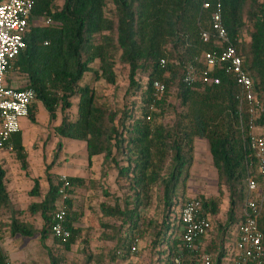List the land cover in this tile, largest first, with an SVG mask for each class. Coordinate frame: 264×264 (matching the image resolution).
<instances>
[{
  "label": "trees",
  "instance_id": "trees-1",
  "mask_svg": "<svg viewBox=\"0 0 264 264\" xmlns=\"http://www.w3.org/2000/svg\"><path fill=\"white\" fill-rule=\"evenodd\" d=\"M60 1L63 2L61 6ZM217 1L39 0L24 35L26 49L11 63L10 70L26 77L25 87L19 89H33L37 95V103L26 120L37 125L38 105L49 115L50 122L60 116L61 123L55 128V135L84 143L90 169L94 158H102V167L117 173L115 183L126 195L123 200L117 197L114 206H104L103 214L108 219H117L121 225L104 224L103 227L116 230L117 245H123L129 252L136 250L138 242L147 236L143 228L145 213L152 205L155 190L162 187L167 213L173 212L172 197L178 192L186 193L198 139L207 141L219 193L224 194L226 188L230 195L227 224L232 229L233 240L235 226L244 220L243 214L240 220L236 213L237 204L244 209L246 180L258 171V161L242 130L243 121L248 131L249 107L238 101L239 88L224 65L210 74L211 78L220 79L219 85L206 84L202 80L187 84L183 80L188 66L199 71L205 69L204 53L216 48L213 41L209 44L202 41L201 32L212 33L211 17ZM221 1L225 28L251 77L258 103L264 105V3L259 0ZM205 2L210 4L209 9L203 8ZM49 19L51 24L47 25ZM248 28L251 29L250 41L246 44L243 32ZM118 56L129 72L128 92L133 99L122 110H114L107 102H100L97 89L91 86L92 82L100 81L116 85ZM88 75L93 76L91 83L85 81ZM156 81L165 85L164 93L157 94L153 85ZM173 86L178 89L177 106L171 98ZM256 125H264V113H259ZM9 147L22 163V169L27 171L28 153L23 145L22 128L0 147V152ZM62 149L63 144L58 142L53 161L46 169L49 186L46 194H41L37 178L33 179L34 186L28 192L36 201L26 213L41 218L40 230L22 220L25 211L15 208L9 191L8 170L0 164L1 241L7 234L23 239L40 236L43 244L52 238L58 248L56 253H50L51 264H61L60 251H70L82 236L83 229L78 224L84 214L75 204L78 189L92 188L97 183L92 178L81 177H67L66 187L61 177L54 182L49 175ZM62 187L66 194L65 229L70 234L66 241L52 233ZM196 199L201 202L202 215L212 220L220 214L216 198L201 195ZM187 203L179 210L175 238L169 240L171 264H200V257L205 254L214 257L213 264H227L224 262L229 248L217 251L214 238L209 239L205 250L199 246L212 229L199 240L192 258L183 249L181 211ZM168 224L166 216L156 235L157 247L166 239L164 230ZM259 229L264 235V206ZM105 239L113 237L109 234ZM1 244L0 264H8ZM260 264H264V258Z\"/></svg>",
  "mask_w": 264,
  "mask_h": 264
},
{
  "label": "rangeland",
  "instance_id": "rangeland-1",
  "mask_svg": "<svg viewBox=\"0 0 264 264\" xmlns=\"http://www.w3.org/2000/svg\"><path fill=\"white\" fill-rule=\"evenodd\" d=\"M260 3H264V0H259ZM61 6L62 1L58 2ZM250 28L244 30V41L246 44L250 41ZM116 72L117 83L115 86H109L105 81L98 83L92 82L93 76L88 75L85 81L91 83V86L96 88L100 102H107L112 109H126L129 106L131 100L129 98V72L127 68L119 62V56L117 57ZM97 67V66H96ZM15 73L13 69L10 70L9 75ZM15 76L17 74L15 73ZM177 86L172 87L171 98L174 105H178L177 100ZM77 102L74 101V104ZM76 109V108H75ZM73 115L75 116V111ZM37 128L39 135L34 138L28 133L27 145L31 160L29 161V175H24L21 166V162L16 159L13 153H9L4 159H1L0 163L9 167L10 180H11V196L15 208L25 211V215L22 220L25 223L33 225L37 230H40L43 226V221L40 217H33L29 213H26L28 207L36 201L28 196V192L33 188V179L37 178L41 183V194L45 195L49 189L47 184L46 169L52 163L53 156L55 154L54 146L56 148L57 142L54 137V125L55 121L50 122V118L45 117L42 113L37 116ZM207 141L199 139L197 141V149L204 148V144ZM62 152L66 153L64 156L69 158L67 161L66 171L62 175H55L57 170H53L50 173L51 179L56 182L61 176H71L78 168H85L88 163L85 153L81 154V149L76 146L71 147L70 143L63 144ZM207 154L200 159L199 164L196 167L194 174L190 175V180L187 183V191L182 195V192H178L172 197L171 203L172 213H167L163 198L162 187L155 190L154 199L151 207L145 213V226L147 230V236L145 239L138 242L137 249L132 251L124 250V246L117 245L118 232L105 229L104 224H111L113 226H120L121 222L117 219H108L103 214L104 206H114L115 199L117 197L124 199L126 193L119 190L116 185L117 173L108 167H102V158L98 159V162L94 164V171L90 172V178L94 179L97 183L92 188L78 189L75 195V204L78 210L84 214L81 222L78 224L83 229L81 238L75 245L71 247L70 251L61 250L59 257L61 258V264H171V257L169 251V240L175 238L176 229L178 226V216L180 208L192 198H198L202 194L206 195V198H216L220 206V214L217 217H213V228L209 233V238H214L217 243V251H222L226 247H232L234 240L232 239L230 232L232 229L228 225V211H229V198L230 195L227 189L224 188V194L219 193L218 179L214 166L211 163V153L206 151ZM81 154V155H80ZM74 160H77L75 163ZM74 161V162H73ZM65 165V166H66ZM170 169L168 167L167 174ZM86 174V173H85ZM109 194V196L107 195ZM184 196V197H182ZM238 217L241 220L243 209L237 204ZM173 214V215H171ZM167 216L168 227L164 230L166 239L157 247L156 235L162 229L163 219ZM7 219V218H6ZM234 228V227H233ZM143 229V230H144ZM113 237L111 240L105 239L106 236ZM118 246V247H117ZM3 252L7 258L8 264H51L50 253H56L58 247L55 246L53 239L51 238L45 244L40 240V236L33 239H23L20 237H11L9 234L4 238L1 244ZM215 250V249H214ZM125 258V259H124Z\"/></svg>",
  "mask_w": 264,
  "mask_h": 264
},
{
  "label": "built area",
  "instance_id": "built-area-1",
  "mask_svg": "<svg viewBox=\"0 0 264 264\" xmlns=\"http://www.w3.org/2000/svg\"><path fill=\"white\" fill-rule=\"evenodd\" d=\"M39 0H3L0 3V147L8 143L21 131V122L29 117L31 108L37 103V95L33 89H14L6 84V77L11 68V63L26 49L24 35L29 26L34 6ZM210 4L205 2L204 9H209ZM47 25L51 24L49 19ZM212 33L201 32V39L205 44L212 41L215 50L204 53L206 68L199 71L188 66L184 75L187 84L198 80L203 83L219 85L220 79L211 78L210 74L216 67L226 66L233 76L241 105H247L251 118L248 131L242 121V130L248 146L252 149L258 161V171L249 175L246 180V200L244 203V220L239 222L232 232L234 244L229 248V256L225 258L227 264H260L264 258V235L259 229V218L264 206V125L257 126L256 120L259 113H264V105L258 103L253 89V82L248 72L244 69L242 57L232 43L223 22L222 1L218 0L216 10L211 17ZM165 64V61H162ZM157 94L165 91V85L159 81L154 82ZM9 147L8 150H11ZM260 179V182H259ZM61 182L67 186V177L62 176ZM60 189L62 199L54 214L52 233L66 241L69 232L65 229L67 209L64 205L66 199L65 188ZM201 202L193 198L188 201L181 211V222L184 228L183 249L190 254L198 250V242L212 229V220L200 213ZM0 238V244H1ZM200 264H213L214 257L205 254L200 257Z\"/></svg>",
  "mask_w": 264,
  "mask_h": 264
},
{
  "label": "crops",
  "instance_id": "crops-1",
  "mask_svg": "<svg viewBox=\"0 0 264 264\" xmlns=\"http://www.w3.org/2000/svg\"><path fill=\"white\" fill-rule=\"evenodd\" d=\"M15 73L17 74V76H15ZM15 73H11L10 75H9V73H8V75H7V77H6V84H7V86L8 87H11V88H14V89H19V88H23V87H25V85H26V77L24 76V75H22V74H20V73H18V72H15ZM38 108H39V113H38V116H40V114H44L45 115V117H47V113H46V111L42 108V106L41 105H38ZM48 117H49V115H48ZM55 123H56V125H54L53 127H54V129H53V132H54V137H56V139H55V141H58V142H61L62 144H64V148H65V144L66 143H70L71 144V147H77V148H80L81 149V154L82 153H85V157H86V159L88 158L87 157V152H86V146H85V144L84 143H81V142H76V141H69V140H66V139H60V138H58L56 135H55V128L57 127V126H59L60 125V123H61V118H60V116H58V118H57V120L55 121ZM21 128H22V134H23V145H24V147H25V149H26V151H27V153H28V166H29V161L31 160V156H30V154H29V149H28V145H27V139L28 138H30V136H33L34 138H36V137H38V135H39V132H38V130H37V128H40V124H39V126L38 125H31L30 124V122L28 121V120H22V122H21ZM28 133L30 134V136H28L27 137V135H28ZM199 140V139H198ZM198 140H196V142H195V160H194V167H193V170L194 171H196V167H197V165L199 164V161H200V159L201 158H203V156H204V154L206 155L207 154V152L206 151H209V148H208V144L206 143V144H204V148L203 149H201V150H198L197 149V141ZM58 142H57V144H58ZM57 146V145H56ZM54 151H55V146H54ZM63 150V149H62ZM13 153L11 150H5V151H1L0 152V161H1V159H4V157H6L9 153ZM14 154V153H13ZM66 153H64V152H61V157H60V159L58 160V162H57V164H56V166H55V170H57V172L55 173V175H62V173H64V172H69V171H66V168H68L69 169V167L66 165L67 164V161H69V158H66L64 155H65ZM80 154V155H81ZM15 155V154H14ZM16 156V155H15ZM17 159V158H16ZM98 159H100V158H94L93 159V166H94V164L96 163V162H98ZM53 161V160H52ZM75 161V163H77V160H74ZM73 161V162H74ZM102 163H103V161H102ZM102 163H101V165H102ZM211 163H212V158H211ZM0 164H3V163H0ZM4 165V164H3ZM66 165V166H65ZM213 165V164H212ZM5 166V168L8 170L9 169V167L8 166H6V165H4ZM21 166H22V164H21ZM53 169V170H54ZM94 169V167H92L91 169L88 167V163L86 164V167L85 168H78L77 169V171L75 172L76 173V175L74 174V172H70V173H73L71 176H68V177H81V178H90L89 176L87 177V176H85V175H89V173L90 172H92V171H94L93 170ZM22 171H23V173H24V175H29L30 173H29V170L27 169V171H24L23 169H21ZM194 171L192 172V174H194ZM86 173V174H85ZM62 177V176H61ZM8 179L10 180L11 178H10V173H9V170H8ZM34 179H36V178H34ZM12 184H11V180H10V186H11ZM9 191L11 192V190H10V187H9ZM30 192V191H29ZM202 195H204V194H202ZM206 196V195H205ZM209 236L205 239V240H202V242H201V244L199 245L200 246V248L201 249H203V250H205V248H206V246H208L209 244H210V242H209ZM201 245H202V247H201ZM228 248H230V247H228ZM191 263H193V262H191ZM225 263V262H224Z\"/></svg>",
  "mask_w": 264,
  "mask_h": 264
}]
</instances>
